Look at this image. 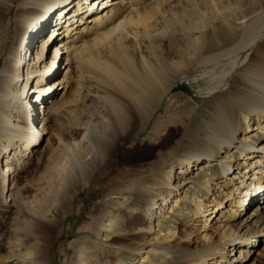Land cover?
Listing matches in <instances>:
<instances>
[{"label": "bare ground", "instance_id": "6f19581e", "mask_svg": "<svg viewBox=\"0 0 264 264\" xmlns=\"http://www.w3.org/2000/svg\"><path fill=\"white\" fill-rule=\"evenodd\" d=\"M6 1L13 3V0ZM90 1L16 0L11 27L9 23H3L11 6L0 0V58H3L0 147L2 144L5 147L0 149V160L4 159L0 168V196L10 174L18 176V171L33 156L39 137L41 144L45 141L49 164L58 158L59 161L67 158L69 152H81L77 164L66 170L61 178L64 188L76 190L81 181L96 172V159L106 145L116 143L120 136L132 134L134 130L141 133L161 101L169 102L166 97L175 87L178 77L191 72L197 80L206 82L201 95L207 96L210 102L205 106L202 117L197 116L199 119L196 122L185 125L187 132L184 138L189 147L182 150V158L172 176L170 173H151L139 176L134 185L139 195L155 194V197L171 187L174 190L187 187L181 196L172 191L173 198L163 200L166 204L165 200L170 199L169 207L159 206V209L182 215L190 212L183 225L193 228L190 231L193 236H182L179 230L172 229L159 236L160 230L152 231L154 225L150 220L145 225V220L150 219L152 214L142 219L141 213L136 212L129 216L122 228H113L115 220H109L105 224L108 231L103 245L113 246L115 237L134 235L135 239H142L144 234H151L148 240H144L146 245L138 252L141 255L137 261H130L132 264H146L150 256L158 254L168 256L172 264H252V248L263 243L258 253L262 255L264 252V0L260 1L259 8L246 25L242 24L236 11L232 18L220 14L221 26L211 24L209 27L196 24L192 18L194 10L210 6L208 0H192L193 12H182L181 17H174L173 11L165 13L171 0H102L97 2L99 7H94L96 0ZM142 1L145 2L138 5ZM51 6L56 7L55 13L48 10ZM62 12L65 16H58ZM104 13L107 17L100 20ZM34 20L36 22L33 23ZM184 20H189V23L185 24ZM33 24L40 27L37 37L46 29L48 31L30 52L32 62L29 59L27 65L30 63L32 68L26 67V81L20 89L19 81L26 60H21L19 54L23 44L25 48L32 46L35 38L31 35ZM194 32H199L200 37L197 42L196 36L195 44L193 39V43L191 41ZM26 39H29L28 43ZM77 42L80 44L76 45ZM50 43L54 46L48 64L43 58ZM62 56H65V72L61 70V77L48 83L37 79L35 87L26 92L29 77L35 72L33 66H43L48 76H53L60 72L57 63ZM32 95L42 104L37 112L42 115L41 123L37 124L34 105L30 104L35 100L31 99ZM78 102L88 108L90 120L76 119L71 127L75 131L80 130L77 144L79 148L87 144L86 157L82 155L83 149L76 146L73 150L70 142L54 148L51 139L52 132L57 135L62 132L61 120L71 115L70 107ZM254 119L257 126L250 130ZM92 120L104 122L109 135H99L89 124ZM50 122H53L52 126L48 125ZM244 125V133L240 135ZM254 129L263 134L255 138L247 135ZM152 134H155L154 130ZM73 140L76 145V139ZM132 147L137 150L141 144ZM232 150H235L232 157L225 155L223 160L222 154H229ZM231 161H237L235 166ZM214 162H217L219 170L213 176L223 177L221 183L208 176L207 172L215 165ZM194 168L199 170L194 172L195 177L180 175L192 173L190 171ZM250 170L253 172L251 176L247 174L248 181H256L255 189L249 188L252 184L244 179ZM196 179L197 182L194 181ZM201 179H205L204 183ZM239 179L244 183H238ZM172 181L176 182L173 186ZM196 184L205 190H213L207 205L204 202L191 204L195 201L196 196L191 191ZM10 185L9 201L12 203L6 205L0 202V213L12 219L25 215L36 227L43 226L48 220L46 212L49 210L36 203L37 207L28 211V207L35 202L28 200L30 180L24 177V181L20 182L17 178ZM157 190L161 192H155ZM221 198L229 199L228 207L213 215L217 206L222 205ZM253 201L256 203L247 214L242 215L240 208L245 202ZM133 204L131 200L128 206ZM124 211L126 213V210H119ZM215 223L216 226H213ZM213 228L218 231L208 233ZM7 233L0 234V242ZM167 238L171 240L159 243ZM187 240L190 246L184 245ZM9 244L0 243V264L12 258H17L18 264H40L30 255L24 239L9 240ZM22 249L25 253L20 252ZM89 257L81 254L78 264H90L93 259Z\"/></svg>", "mask_w": 264, "mask_h": 264}, {"label": "rangeland", "instance_id": "374dc122", "mask_svg": "<svg viewBox=\"0 0 264 264\" xmlns=\"http://www.w3.org/2000/svg\"><path fill=\"white\" fill-rule=\"evenodd\" d=\"M93 1L94 0H91L90 2L92 3ZM99 1L102 0H96L94 7H99V5H97L99 4L97 3ZM208 1L210 2V6L208 8L198 9L196 7L198 11L196 12L197 9L195 8L196 10L193 9V12L191 6L192 0H171L168 1L169 3L167 2V12L165 13L167 14L168 11H173L175 14L174 17H181L182 12L184 14L185 11H192V14L196 16L195 17L193 15L192 17L196 24L206 25V27H209L211 24L221 26V23L219 22V17H221V15L226 16V18H232L234 13L237 11L241 18L240 21L243 25H246L251 21V17L255 14L254 12L259 8L261 0ZM1 2L9 3L11 6V10L8 12L3 23H9V26L12 27V20L14 19L16 12V0H13V3L6 0H1ZM143 2L145 1L140 2L138 5H141ZM48 10L55 13L56 7L51 6ZM82 10H84V8ZM199 12L202 13L199 15ZM168 15L170 16V14ZM58 16H65V14L62 12ZM106 17L107 15L104 13V15H102L99 19L101 20ZM187 21L189 20H184V23L188 24L189 22L187 23ZM34 22L36 21L34 20L33 23ZM161 29L162 28L159 30ZM39 30L40 27H38L37 24L32 25L31 35L32 37H35L32 40V46L26 45L27 47L25 48V44H23L20 50L19 55L21 60H26V64L24 68H22V76L19 81L20 89L23 88L26 81V67L32 68L30 63L29 66L27 65L29 59L30 62H32V55H30V52L33 51V48L37 46L39 39L44 37L48 31L46 29L37 37ZM195 38L197 42L200 40L199 32L192 33L191 41L193 39L194 44L197 43L195 42ZM80 41L82 42V40ZM28 42L29 39H26V43ZM78 44L80 43L77 42L76 45ZM53 46L54 43H50L48 45L43 58V60L46 59L48 64H50L48 60L51 57L50 54L53 50ZM64 59L65 56L58 59L57 64L60 66V72L53 76L49 75L51 77H49L48 73L43 70V66H33L35 67V72H32L29 77L26 92L35 87L37 79L41 78L44 83H48L57 77H61V70L62 73L65 72V69L63 70L65 63ZM2 65L3 58L1 57L0 75ZM23 77L24 80L22 79ZM205 84L206 82L199 81V79L197 80L191 72L188 73V75L186 73L184 76H179L174 84L175 87L166 97L169 99V102H164V100L161 101L158 109H156L153 113L148 123L144 125V130L141 133L134 130V133L132 134H124L120 136L116 139V143L106 145L101 156L96 159V172L91 177H86L83 181H81V185L76 190L73 188L71 189L70 187L68 189H66L67 187L64 188V185L61 184V178H63L66 170H69L71 166H75V164H77L80 160L81 152L76 151L74 154L73 151L69 152L67 154V158H61V161H59L60 158H58L49 164L46 161L48 160V152L45 150V141L41 144V137H39V141L37 140L36 146L33 149L34 151L32 152L33 156L27 161L28 165L25 164L22 170L18 171V176L12 173L8 177V180L5 181L4 193L0 196V202L10 205L12 202L9 201V188L11 187L10 184L12 183V180L20 178V182H22L25 177L31 182L28 200L35 201L28 207V211L36 208V203L40 204L44 210H49V212H46L47 219L49 221L46 220L43 226L36 227L25 215L12 219L0 213V234L8 232L2 237V241L0 243H3L6 246L11 244H9V240L12 241L17 238L24 239V241L28 244L30 255L40 264H78L81 254L84 253L90 256L88 259H93L90 264H120L123 262L132 264L133 262H136L137 257L141 255V253L138 252L144 249L146 245L144 240H148L151 237V234H144L142 239H135L134 235L115 237L113 238V246L111 247H106L103 245V242L105 241V233L107 234L108 231V225L105 226V224H108L109 220H115L113 223L114 225L112 226L113 228H122L127 224L126 221L129 216H131L132 213V215H134L136 212L141 213L142 219L143 217L147 218L150 214H152L150 219L145 220V225L147 226L150 220L152 225H154L152 231H154V229L156 231L160 230L159 236H163L166 232L172 229L173 231L179 230L182 236L189 234V236L192 237L193 234L191 235L190 231L193 228L183 225L186 222L185 217L189 216L190 212L182 215L177 212L167 213L166 211H161L159 209L161 206L165 207V209L169 207L171 203L170 199L173 195L172 191H174V194L176 193L178 196L180 194L181 196L187 187L178 188V190H174V187H171L166 189L163 194L155 197L153 196L155 194L145 195L144 193L139 195L134 183L139 176H148L151 173L160 175L170 173L171 176L174 174L175 166H177L179 159L182 158V150L189 147V144L184 138V135L187 132L185 125L188 123L189 125H192L200 117H202L204 115L205 106H207L208 102H210V99L207 96L201 95L202 88ZM53 88L54 87L51 89L48 88L46 92L52 90ZM218 94L215 96H218ZM33 98L34 96L32 95L31 99ZM34 99L35 100H33L30 104L34 105L33 114L36 115L35 123L37 124L42 118V115L37 113L42 104L38 103L36 98ZM166 105H169V107L167 108ZM70 109L71 115L61 120L62 132L59 135H57L56 132L51 133L54 148H60V145L64 146L68 142L72 143L70 146L72 149L78 146L77 142L80 138V130L75 131L74 128L72 129L71 124L76 119H82L86 122L90 120L89 110L83 103L78 102L70 107ZM197 116H199V118ZM89 124L97 130L99 135H109L108 127L103 125L104 122H95V120H92ZM48 125L52 126L53 122L48 123ZM250 125V130L251 128L257 126L255 119ZM244 128L245 125L240 131V135L244 133ZM153 130L155 131V134H152ZM261 134H263L262 131L254 129L247 135L255 138L257 135L259 136ZM74 138L76 139V145L73 143ZM92 138L95 139L96 137L92 136ZM260 142L261 141L258 143ZM139 144H141V147L134 150L132 146ZM82 145L83 144H81V146ZM86 145L87 144L84 143L82 147L79 148L78 146V149H83L82 155H84V157H86L85 153L87 152ZM0 149H5L3 144ZM12 152L13 151L10 152V155ZM233 152H235V150H232L229 154H222L223 160L225 155L231 156ZM233 160L236 159L233 158ZM238 161L242 162L243 160ZM200 162L201 159L196 163L195 167ZM231 162L235 166L237 161ZM214 164L215 165L207 172L208 176H213V174L219 170L217 162H214ZM3 165L4 159L2 158L0 160V168H2ZM198 171V169L194 168L190 171L192 173H182L180 175H183L184 177H195L194 172ZM252 172V170L248 171V173L246 172V176L244 178L246 181H248V176H251ZM197 177H199V174ZM222 180L223 177H214L215 182L221 183ZM175 181H172V186L176 183ZM194 181L197 182V179ZM201 181L204 183L205 179H201ZM239 182L244 183L242 179H239L238 183ZM248 182L252 184L249 185V188L255 189L254 187L256 186V181H251L250 179ZM51 186L53 190L51 189ZM212 191L213 190L211 188L205 190L202 187H198L197 184L194 185V189H192L191 192L193 196H196L194 199V202L196 203L191 202V204L196 205L204 202V204L207 205L211 200ZM155 192L160 193L161 190H157ZM168 197L170 199L168 201L165 200V204L163 200ZM216 197L220 198L221 195H217ZM131 200L134 201V204L132 206H128ZM221 200L222 205L217 206V209L213 211V215H218L219 210L227 209L229 199L221 198ZM255 203L256 201L251 203L245 202L240 208L243 213L242 215L247 214ZM211 206L212 205H210V208ZM119 210H126V213L125 211L119 212ZM159 211L164 212L165 214H161ZM155 214L156 217H154ZM159 214L161 215L159 216ZM212 217L213 216H211V218ZM213 226H216V223L213 224ZM181 228L183 229L182 231ZM217 231L218 229L213 228L208 233L215 234ZM170 240L171 238H167L165 240H160L159 243L165 244ZM262 244L252 248L254 250L250 260L252 261L254 259L252 264H264V252L262 255L258 253V251L262 248ZM184 245L190 246V241L187 240ZM24 251L25 249H22L20 252ZM12 252L15 251L12 250ZM150 257V261L146 264H172V261L168 256H160V254H158ZM132 260L133 262H130ZM17 262H19L17 258H12L9 261H5V264H18ZM87 264L89 263L87 262Z\"/></svg>", "mask_w": 264, "mask_h": 264}]
</instances>
